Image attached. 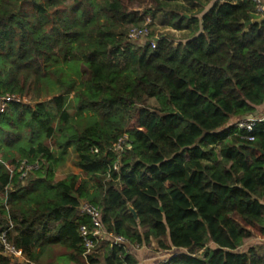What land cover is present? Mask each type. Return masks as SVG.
Returning a JSON list of instances; mask_svg holds the SVG:
<instances>
[{"label": "trees", "instance_id": "obj_1", "mask_svg": "<svg viewBox=\"0 0 264 264\" xmlns=\"http://www.w3.org/2000/svg\"><path fill=\"white\" fill-rule=\"evenodd\" d=\"M135 1L53 9L59 0H0V91H34L36 100L0 111V227L12 224L8 238L28 260L0 255V264H35L55 244L85 264L79 227L90 219L77 210L81 200L99 206L105 230L128 246L154 240L179 251L161 264H264L253 247L240 250L253 228L264 234V117L247 133L252 141L230 124L264 103V14L254 0L206 10L210 0H147L141 11L129 9ZM158 11L187 38L134 44L128 29ZM53 84L59 95L39 100ZM70 93L84 126L68 111ZM123 134L131 147L118 155L110 148ZM48 139L74 151L85 177L53 179ZM15 156L37 168L10 178L4 163ZM103 243L101 264H136L128 246ZM87 261L99 263L97 253Z\"/></svg>", "mask_w": 264, "mask_h": 264}, {"label": "built area", "instance_id": "obj_2", "mask_svg": "<svg viewBox=\"0 0 264 264\" xmlns=\"http://www.w3.org/2000/svg\"><path fill=\"white\" fill-rule=\"evenodd\" d=\"M257 5V12L264 14V6L260 0H254ZM149 34L146 26H132L128 29L127 35L131 39H141L147 37ZM157 38L151 40L152 46H155ZM10 103L29 104L24 95L18 93H9L0 91V111H3ZM258 115V111L243 115L237 118L232 124L239 130L245 132L244 135H240V138L252 141L254 138L247 133L251 132L255 121L261 120ZM130 143L128 142V136L123 134L111 146V150L116 154H120L124 149H129ZM93 152H98L97 148L93 149ZM119 157V156H118ZM119 159V158H118ZM7 170L10 173V178L14 174H18L20 179L26 178L34 169L37 168V161H32L26 158L17 159L14 163H4ZM119 160L113 164V169H118ZM10 187V186H9ZM79 213L87 215L90 219V224H83L79 227V234L82 240L83 253L82 256L85 260V264H91L87 261V257L91 254H96L99 251V246L105 241H109L117 246H125L127 248L128 243L123 236L108 232L103 227L101 222L102 210L99 206L94 205L86 200H81L77 206ZM12 228V224L6 227H0V255L5 256L12 261L18 263L27 262L25 253L21 248L16 247L8 238V231ZM139 248V246H135Z\"/></svg>", "mask_w": 264, "mask_h": 264}, {"label": "rangeland", "instance_id": "obj_3", "mask_svg": "<svg viewBox=\"0 0 264 264\" xmlns=\"http://www.w3.org/2000/svg\"><path fill=\"white\" fill-rule=\"evenodd\" d=\"M26 1L29 2V0ZM39 1L45 2L46 0H39ZM146 2L147 0H137L129 5V9L141 11ZM181 2H184V4H186L185 1H181ZM70 3L71 0H59V5L53 7V9L68 6ZM26 4L25 7L29 8L28 6H26ZM163 14H164L163 11H158L153 18L151 17L146 18L144 25H146L149 34L145 38L137 39V41H135L134 44L142 45L145 42H149L154 38H159L161 35L169 36L174 43L184 41L187 38L186 30H174L168 27L167 18H165ZM64 68L68 72V74H65L66 75L65 77L70 76L71 78L76 79L73 70H68L67 66H64ZM79 70L82 78L86 79L89 73L88 70L83 65H79ZM57 88H58L57 84H53L51 86L49 93L42 94L39 100H48L53 96L59 95V91L57 90ZM25 98H27V101H29L31 105H33L36 101L34 91L30 92L28 95H25ZM68 103H69L68 111L71 115H73L75 122L79 123V125L81 126H84L86 123V120H84L85 114L81 118L75 116L76 110L72 102V93L69 94ZM144 105L153 107L155 105V100L147 99ZM140 106L141 105L137 104V107ZM258 115L259 116L261 115L260 110L258 111ZM237 118L234 119L232 118L230 120V123L235 121ZM133 125H134L133 121H130L128 124V126L130 127ZM43 142L44 144L48 145L50 150H52L53 153L55 154L56 161L53 172V179L55 181L63 179L71 173L79 174L80 177H85V175L75 165L76 155L71 148H67L65 151L62 152L59 150L58 145L56 144V141L54 139L43 140ZM20 157L21 156H15V158H20ZM26 158H30V157H26ZM250 247H253L258 254L260 255L264 254V234H262L259 228L257 227L253 228L252 235L244 241V244L241 246L240 250H246ZM149 248L156 249L157 245L156 244L149 245ZM103 253H104V249L101 248V250L98 251L97 253L99 263L96 264H101L103 260ZM198 255L200 256V254ZM80 262H81L80 264H84L82 259H80ZM35 264H76V263L70 260L69 250H67L66 248L60 245L55 244L48 246Z\"/></svg>", "mask_w": 264, "mask_h": 264}, {"label": "crops", "instance_id": "obj_4", "mask_svg": "<svg viewBox=\"0 0 264 264\" xmlns=\"http://www.w3.org/2000/svg\"><path fill=\"white\" fill-rule=\"evenodd\" d=\"M201 1H206V0H201ZM215 1H223V0H210V2L206 5L205 10L209 8L212 5V3ZM260 1L264 6V0H260ZM193 9H195V7H193ZM259 110L261 111L260 117L263 118L264 117V103L260 107H258V111ZM104 245H105L104 243H101V245L99 246V251L101 250V248H103ZM149 245H155V241L151 240L148 245H143L139 248H136L135 246H130V245L128 246V250L135 258L136 264H161L162 262L167 260L171 255L175 254L178 251L173 248L164 249V250L158 249V248L152 249V248H149Z\"/></svg>", "mask_w": 264, "mask_h": 264}, {"label": "water", "instance_id": "obj_5", "mask_svg": "<svg viewBox=\"0 0 264 264\" xmlns=\"http://www.w3.org/2000/svg\"><path fill=\"white\" fill-rule=\"evenodd\" d=\"M128 209L131 212V214L133 215L134 219L137 220V212L135 211V209L130 205H128Z\"/></svg>", "mask_w": 264, "mask_h": 264}]
</instances>
